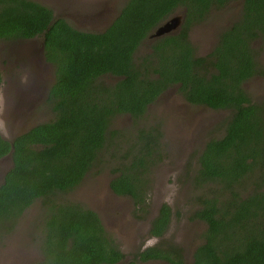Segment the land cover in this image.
Returning a JSON list of instances; mask_svg holds the SVG:
<instances>
[{
	"label": "trees",
	"instance_id": "16d2710c",
	"mask_svg": "<svg viewBox=\"0 0 264 264\" xmlns=\"http://www.w3.org/2000/svg\"><path fill=\"white\" fill-rule=\"evenodd\" d=\"M232 1L242 2L240 16L208 54L197 55L191 29ZM178 9L179 30L149 40ZM36 37L54 70L46 98L54 118L17 135L12 145L0 135V159L12 149L0 183L1 235L11 234L38 203L36 264L120 263L125 256L99 216L62 196L83 182L112 140L119 151L110 155L115 167L109 188L147 214L148 176L163 159L161 129L143 126L124 134L109 128L119 116L140 120L176 88L190 105L229 112L222 137L205 143L193 172V184L205 191L192 213L206 225L204 242L185 263L182 249L161 239L172 218L162 204L148 231L158 242L137 252L133 264H264V108L243 87L264 76L253 47L258 41L264 50V0H126L101 32L75 29L32 0H0V41ZM146 41L147 51L137 56Z\"/></svg>",
	"mask_w": 264,
	"mask_h": 264
},
{
	"label": "rangeland",
	"instance_id": "374dc122",
	"mask_svg": "<svg viewBox=\"0 0 264 264\" xmlns=\"http://www.w3.org/2000/svg\"><path fill=\"white\" fill-rule=\"evenodd\" d=\"M48 6L55 17L65 19L73 28L87 32H101L117 16L126 0H32ZM241 1H232L221 9L212 10L204 22L194 26L189 34L199 56L208 54L219 34L238 19ZM178 9L171 17L181 15ZM148 41L138 50L137 56L147 51ZM258 65L264 68V50L257 41ZM0 135L12 140L35 125L54 118L46 103V96L54 82V70L45 62L42 38L27 41H0ZM110 82V81H109ZM251 100L264 108V76H255L243 85ZM228 111H215L205 106L185 102L171 88L147 108L140 120L119 116L109 131L126 134L137 127L159 126L162 132L163 159L151 170L147 214L135 211L129 197L116 196L109 188L112 169L110 155L118 152L117 142L107 141L106 151L85 177L70 193L62 196L66 202L80 203L94 211L107 234L124 254L118 264H133L134 255L153 246L158 240L149 236V225L162 204L172 211L169 228L161 238L182 249L184 262L190 263L195 248L203 243L205 223L193 220L198 208V197L205 191L193 184L197 157L205 143L223 135V124ZM122 134L121 138L125 135ZM118 140H121L120 138ZM117 140V141H118ZM124 146V145H123ZM11 167V158L0 159V183ZM38 203L34 204L18 221L11 234H0V264H36L41 260L36 238L39 234ZM134 264H165L160 261Z\"/></svg>",
	"mask_w": 264,
	"mask_h": 264
},
{
	"label": "water",
	"instance_id": "95a60500",
	"mask_svg": "<svg viewBox=\"0 0 264 264\" xmlns=\"http://www.w3.org/2000/svg\"><path fill=\"white\" fill-rule=\"evenodd\" d=\"M183 21V13L181 15H176L174 17L169 18L167 21L163 22L161 25L156 27L153 32L149 35V40H155L160 37H163L165 35L172 34L174 32H177L182 24ZM11 145L13 142L12 140H7ZM12 152V149H11ZM11 152L5 156L11 158Z\"/></svg>",
	"mask_w": 264,
	"mask_h": 264
},
{
	"label": "flooded vegetation",
	"instance_id": "af4514ba",
	"mask_svg": "<svg viewBox=\"0 0 264 264\" xmlns=\"http://www.w3.org/2000/svg\"><path fill=\"white\" fill-rule=\"evenodd\" d=\"M46 98H47V96H46ZM204 223V222H203ZM165 235V234H164ZM153 239H156V240H158L157 238H153ZM158 242V241H157ZM204 242V241H203ZM142 250H144V249H142ZM149 262H152V261H149ZM161 262V261H160ZM166 264V263H165Z\"/></svg>",
	"mask_w": 264,
	"mask_h": 264
}]
</instances>
